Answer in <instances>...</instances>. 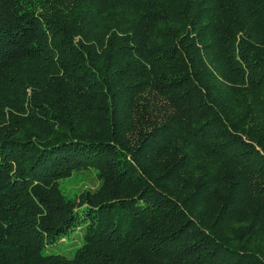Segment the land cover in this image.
<instances>
[{
    "label": "trees",
    "instance_id": "trees-1",
    "mask_svg": "<svg viewBox=\"0 0 264 264\" xmlns=\"http://www.w3.org/2000/svg\"><path fill=\"white\" fill-rule=\"evenodd\" d=\"M0 264H264V0H0Z\"/></svg>",
    "mask_w": 264,
    "mask_h": 264
},
{
    "label": "rangeland",
    "instance_id": "rangeland-1",
    "mask_svg": "<svg viewBox=\"0 0 264 264\" xmlns=\"http://www.w3.org/2000/svg\"><path fill=\"white\" fill-rule=\"evenodd\" d=\"M100 180L93 170H85L61 183L62 188L69 194L75 195L85 188L95 190L99 187ZM83 243V228L78 227L67 235V239L47 248L48 252L60 253L67 257H73L76 249Z\"/></svg>",
    "mask_w": 264,
    "mask_h": 264
}]
</instances>
